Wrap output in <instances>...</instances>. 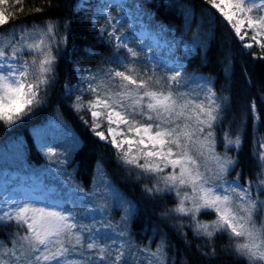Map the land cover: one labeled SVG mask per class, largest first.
Returning a JSON list of instances; mask_svg holds the SVG:
<instances>
[{"label": "snow or ice", "instance_id": "snow-or-ice-1", "mask_svg": "<svg viewBox=\"0 0 264 264\" xmlns=\"http://www.w3.org/2000/svg\"><path fill=\"white\" fill-rule=\"evenodd\" d=\"M207 2L221 13L241 42L251 30L252 42L243 43L245 49L255 44L264 50L260 39L264 36V0ZM113 7L122 11L124 6L120 0L94 5L89 0H79L78 9L91 8L94 26L97 18L105 19L100 27L101 38L107 32V43L114 42L111 62L116 67L84 78L82 83H87V88L66 83L65 94L70 97L73 92H81L73 101L74 109L90 113V132L100 141L110 143L124 165L139 169L135 173L138 180L152 181L151 187L145 185V192L154 196L174 195L175 206L165 216L174 213L176 217L188 218L194 226L193 235L209 242L217 234L227 235L230 254L245 258L247 264H264V221L255 218L264 210V200L254 197L251 191L255 187L264 194V152L254 153L260 165L255 183L248 181L241 185V173L233 180L226 178L237 163L227 152L239 147L241 137L237 132L233 138L226 131L222 137L225 153L216 152L213 129L227 98L217 95L210 78L195 77L184 71V60L199 48V41L194 40L193 47L185 48L181 56L162 63L152 45L133 48L124 33L117 35L122 25L105 11ZM34 11L41 12L42 8ZM7 22V15L0 12V26ZM10 35L9 43L0 45V124L4 126L16 124L45 102L56 78V53L67 43L66 35L61 36L58 31V22L52 20L31 30L27 25L14 28ZM145 51L152 55L141 58ZM89 54L94 51L89 50ZM259 58L264 59V51ZM136 64H143V69L136 68ZM161 67L170 74L157 76ZM189 83H195L196 88L181 91ZM86 93L94 97L87 104L82 99ZM251 107L255 123L259 117L254 102ZM81 119L89 124L83 116ZM105 122L107 134L103 130ZM259 147L264 149V141ZM45 155L59 156L53 147ZM55 162L64 164L67 160L65 157ZM79 191L83 194L82 188ZM123 203L131 206V202ZM0 209V226L11 223L17 229L7 241H0V264H74L68 257L84 246L85 239L88 250L99 251L96 259L89 258L84 264H164L166 259L163 241L156 251L148 246L139 248L137 258L135 251L126 250V240L113 248L114 239L111 245L98 241L91 228H87L85 237L86 226L79 223L70 208L59 203L45 205L39 199L11 203L3 200ZM206 211L214 212L216 219L200 221L199 214ZM118 236L125 237V232H119Z\"/></svg>", "mask_w": 264, "mask_h": 264}, {"label": "trees", "instance_id": "trees-1", "mask_svg": "<svg viewBox=\"0 0 264 264\" xmlns=\"http://www.w3.org/2000/svg\"><path fill=\"white\" fill-rule=\"evenodd\" d=\"M77 3L78 0H51L49 6V0L0 2V12L8 17V22L0 26V45L9 43L14 28L27 25L31 30L46 20L58 22L60 35L67 37V43L56 53V78L45 102L12 126L0 124V172L6 169L40 175L56 190L60 189V196L67 189H74L83 200L70 201L68 206L79 223L86 226L84 236H88L87 228H91L98 241L111 245L114 239L113 248L126 240V250L135 251L137 258L140 257L139 248L148 246L156 251L163 241L164 264H247L245 258L229 253L227 235L217 234L209 242L193 235L194 226L188 218L176 217L174 213L165 216L164 213L175 206L174 195L154 196L145 192V185L151 187L152 181L148 178L138 180L135 173L139 169L124 165L110 146L100 143L83 125L81 116L89 120V112L74 109L73 98L64 95V86L78 84L75 68L86 78L116 65L111 62L115 48L113 43H107V32L101 38L100 27L105 19L97 18L94 26L90 11L78 9ZM139 4L149 27L162 28L164 35L177 47L184 42L199 41V48L184 66V71L195 77L210 78L217 95L227 98L221 118L213 129L216 152L225 153L222 137L226 131L231 132L233 138L237 132L241 137L239 147L227 152L237 163L226 178L235 179L237 173H241V185L248 181L255 183L260 165L254 153L262 152L259 145L264 141V59L259 58L264 50L245 49L207 0H139ZM38 7L42 8L41 12L34 11ZM133 47L139 49L136 45ZM89 50L94 54L90 55ZM135 67L142 70L144 65L136 64ZM168 74L165 67L157 72V76ZM82 86L88 87L87 83ZM194 88L196 84L189 83L188 88L181 91ZM93 98L91 93L82 97L85 104ZM253 102L259 117L255 123ZM49 147L59 156H46ZM65 157L67 163L55 162ZM251 191L254 197L264 200V194L255 187ZM53 197L59 198L58 194ZM124 201L131 202V206ZM255 218L264 221V210ZM198 219L207 223L216 216L206 211L199 214ZM16 231L11 223L7 227L0 226V241H7ZM121 231L125 232V237L118 236ZM87 242L85 239L84 246L70 254L81 261L76 264L96 259L99 250H88ZM213 249L215 255H212Z\"/></svg>", "mask_w": 264, "mask_h": 264}, {"label": "rangeland", "instance_id": "rangeland-1", "mask_svg": "<svg viewBox=\"0 0 264 264\" xmlns=\"http://www.w3.org/2000/svg\"><path fill=\"white\" fill-rule=\"evenodd\" d=\"M89 2L94 5L100 2L107 3L108 0H89ZM120 2L124 6L123 10L121 11L120 9L116 8L117 12L115 14H112V17H115L117 21L122 22L125 25L127 30L123 31L122 33L125 34L128 40V43L132 44L134 42H137L140 47H142L143 45H152L154 51H157L158 54L160 55V59L162 63H167L170 60L175 59L174 54L176 50H175L174 44L171 43L169 40L165 39L163 35L159 33L158 31L148 30L146 23L141 19L140 12H138V2L136 0H120ZM217 2H219V0H217ZM89 9L91 10V8ZM105 11L108 12L107 9H105ZM233 23H235V20L233 21ZM242 34H243V30H242ZM251 35H252L251 30H248V36L246 37L244 42H241L242 45L243 43L252 42L250 39ZM260 39L262 42H264V36H261ZM185 48H192V46L183 45L179 50L180 56ZM144 54L148 56L152 55L151 52H147V51H145ZM190 56L191 55H189L187 58H189ZM25 59H30V57L25 56ZM184 65H185V62H184ZM80 82H81V79H80ZM88 115H89V120H88L89 124L86 125L84 121L82 122L84 126H86L88 130L90 131V122H91L92 117L90 113ZM103 130L107 134L106 122L103 125ZM95 138L100 143L110 146L111 149L115 152V149L112 148L110 143L100 141L97 137ZM201 163L203 164L204 161L201 160ZM39 180L40 179H36L34 177L26 178L24 176H19L18 174L3 173L0 176V202H2L3 200H8L9 203H11L12 200L26 201V200L31 199L34 201L36 199H39L45 205L53 203L55 201V202H60L62 205L66 207V203L69 202L70 200L69 199H63V200L54 199L53 197H51L50 192L42 188V183ZM33 191L36 192L37 194L36 196L33 195L32 193ZM0 211H2V209H0ZM70 260H73L74 264L81 262L80 260H77V258L74 256L70 258Z\"/></svg>", "mask_w": 264, "mask_h": 264}]
</instances>
